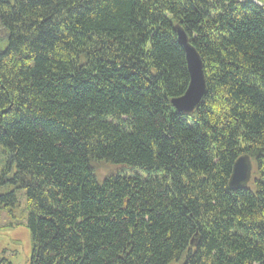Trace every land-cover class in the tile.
I'll use <instances>...</instances> for the list:
<instances>
[{
  "label": "trees",
  "instance_id": "16d2710c",
  "mask_svg": "<svg viewBox=\"0 0 264 264\" xmlns=\"http://www.w3.org/2000/svg\"><path fill=\"white\" fill-rule=\"evenodd\" d=\"M0 152L27 264H264V0H0Z\"/></svg>",
  "mask_w": 264,
  "mask_h": 264
},
{
  "label": "water",
  "instance_id": "95a60500",
  "mask_svg": "<svg viewBox=\"0 0 264 264\" xmlns=\"http://www.w3.org/2000/svg\"><path fill=\"white\" fill-rule=\"evenodd\" d=\"M174 32L177 42L184 52L189 82L184 94L171 99L170 105L179 114H189L200 105L206 94L203 65L198 53L190 45L180 27L175 26ZM251 170V162L247 156L243 155L237 158L232 167L228 187L231 190L245 187L250 181Z\"/></svg>",
  "mask_w": 264,
  "mask_h": 264
},
{
  "label": "rangeland",
  "instance_id": "374dc122",
  "mask_svg": "<svg viewBox=\"0 0 264 264\" xmlns=\"http://www.w3.org/2000/svg\"><path fill=\"white\" fill-rule=\"evenodd\" d=\"M2 157L0 152V168L4 160ZM93 168L98 181L120 169L104 163H97ZM251 168L253 169L252 164ZM14 196L17 201L15 207L7 209L0 207V251L6 250L5 257H8L10 264H27L30 258L29 235L22 226L18 225L23 221L24 195L21 191H14Z\"/></svg>",
  "mask_w": 264,
  "mask_h": 264
},
{
  "label": "bare ground",
  "instance_id": "6f19581e",
  "mask_svg": "<svg viewBox=\"0 0 264 264\" xmlns=\"http://www.w3.org/2000/svg\"><path fill=\"white\" fill-rule=\"evenodd\" d=\"M159 7V6H158ZM181 29V28H180ZM182 30V29H181ZM183 31V30H182Z\"/></svg>",
  "mask_w": 264,
  "mask_h": 264
}]
</instances>
